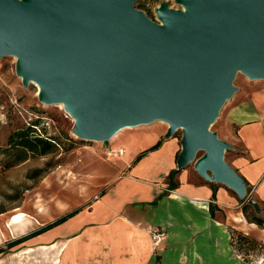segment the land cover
Instances as JSON below:
<instances>
[{
  "label": "water",
  "instance_id": "1",
  "mask_svg": "<svg viewBox=\"0 0 264 264\" xmlns=\"http://www.w3.org/2000/svg\"><path fill=\"white\" fill-rule=\"evenodd\" d=\"M135 1L0 0V58H17L24 86L35 83L43 104L63 105L81 140L163 122L166 138L183 131L178 170L194 163L246 199L225 160L232 146L210 127L238 73L264 80V0H177L182 10L164 2L159 22Z\"/></svg>",
  "mask_w": 264,
  "mask_h": 264
},
{
  "label": "crops",
  "instance_id": "2",
  "mask_svg": "<svg viewBox=\"0 0 264 264\" xmlns=\"http://www.w3.org/2000/svg\"><path fill=\"white\" fill-rule=\"evenodd\" d=\"M258 86L228 112L230 130L223 139L232 146L227 163L244 179L246 199L196 170H178L181 142L166 138L168 126L162 124L158 132L150 130L151 145L160 143L159 148L141 160L132 157L129 162L126 149L114 146L117 152L110 161H98L107 183L94 192L88 209L44 234L53 237L48 246L67 242L74 246L75 260L88 262L94 254L97 264H157L158 257L160 264H235L226 255L220 259L224 239L232 248L230 229L264 244V230L243 213L244 204L253 199L261 208L255 213L264 217V86ZM173 171L176 186L171 190ZM156 229L164 234L158 247L152 238ZM37 240H27L17 250L37 247Z\"/></svg>",
  "mask_w": 264,
  "mask_h": 264
},
{
  "label": "rangeland",
  "instance_id": "3",
  "mask_svg": "<svg viewBox=\"0 0 264 264\" xmlns=\"http://www.w3.org/2000/svg\"><path fill=\"white\" fill-rule=\"evenodd\" d=\"M164 2L168 4L169 9H183L177 0H136L134 7L159 22L156 10ZM16 65L15 56L0 58V147L6 145L12 132L40 118L38 134L55 138L56 148L44 156L29 153L26 161L14 166H10L15 162L14 157L0 154V248H7L8 243L13 240L34 233L79 208L88 209L95 200L94 192L108 180L99 162L110 161L109 158L117 152L113 151L114 146L126 149L129 162L133 161L132 157L137 161L142 154L157 145H151L153 132L159 131L157 126H168L157 121L149 125L125 128L108 142L81 140L73 133L75 120L65 111L64 106L41 103L38 99L39 87L33 82L25 87L22 78L17 76ZM254 84H260L258 88H262L264 80H250L244 74L238 73L234 81L235 94L225 103L217 120L210 127L221 140L229 135L230 128L226 121L228 112L250 92ZM174 137L181 142L183 131H177ZM230 153V150L225 152L227 162ZM201 155L203 152H199L198 157ZM141 159L142 157L139 160ZM186 168L195 172L194 163ZM93 173L95 175H92ZM19 213H25L27 218L13 227L12 233L7 225L8 221ZM56 228L58 226L30 238H38V242L34 243L39 245L37 247L17 250L15 246L1 254L0 264H55L58 260L60 264L94 263V254L88 262V258L83 262L81 257L75 260L74 246H68L67 242L48 246L53 237L45 235ZM40 236L43 238H39ZM224 244V253L220 259L226 255L235 264H264V255L256 257L252 254L248 256L247 263L244 255L233 251L225 239ZM45 247H53L48 255L50 259L46 262L42 260L43 253L47 250Z\"/></svg>",
  "mask_w": 264,
  "mask_h": 264
},
{
  "label": "trees",
  "instance_id": "4",
  "mask_svg": "<svg viewBox=\"0 0 264 264\" xmlns=\"http://www.w3.org/2000/svg\"><path fill=\"white\" fill-rule=\"evenodd\" d=\"M40 118L32 120L28 126L17 129L12 132L8 137L7 143L5 146L0 147V154L7 155L8 157H14L15 162L10 164V166L17 165L21 162H24L28 159L29 153H38L40 155H48L52 153L56 148V139L47 138L43 134H38ZM160 143L149 149L146 153L158 149ZM146 153L142 154L143 157ZM140 157V158H141ZM138 158V160L140 159ZM177 171L171 172L169 175L170 184L169 187L171 190L175 189L176 184L173 182V177ZM82 211L81 208L75 210L72 213L65 215L64 217L56 220L54 223L19 239L13 240L8 243L7 248H0V255L8 252L11 248L29 240L30 238L39 235L47 230H50L54 227H57L72 217L76 216ZM243 213L246 220L251 224H256L260 229L264 230V217L258 216L255 213L254 208L245 203L243 206ZM231 240L230 244L235 252L238 254L244 255L245 261L248 263V256L252 254L256 257L264 254V244L256 241L255 239L238 232L236 230L230 229ZM246 257V258H245ZM157 264H160V258H157Z\"/></svg>",
  "mask_w": 264,
  "mask_h": 264
},
{
  "label": "bare ground",
  "instance_id": "5",
  "mask_svg": "<svg viewBox=\"0 0 264 264\" xmlns=\"http://www.w3.org/2000/svg\"><path fill=\"white\" fill-rule=\"evenodd\" d=\"M27 218V215L25 213H19L14 216H12L9 221H8V226L10 228V231L13 233L15 226L19 225L21 222H23ZM53 248V247H52ZM52 248H49L48 250L44 251L42 260L44 259V262L46 260H49L50 258L48 257L49 252L51 251ZM30 250H28L29 252ZM26 252V251H25ZM55 264H60V260L56 261Z\"/></svg>",
  "mask_w": 264,
  "mask_h": 264
},
{
  "label": "built area",
  "instance_id": "6",
  "mask_svg": "<svg viewBox=\"0 0 264 264\" xmlns=\"http://www.w3.org/2000/svg\"><path fill=\"white\" fill-rule=\"evenodd\" d=\"M163 235L164 234L160 230L156 229V230L152 231V238L155 242V245H159V243L162 240Z\"/></svg>",
  "mask_w": 264,
  "mask_h": 264
}]
</instances>
